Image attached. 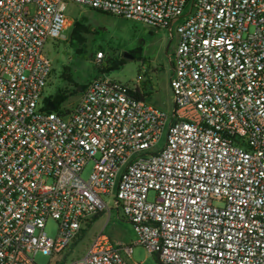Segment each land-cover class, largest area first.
Returning a JSON list of instances; mask_svg holds the SVG:
<instances>
[{
	"label": "built area",
	"instance_id": "obj_1",
	"mask_svg": "<svg viewBox=\"0 0 264 264\" xmlns=\"http://www.w3.org/2000/svg\"><path fill=\"white\" fill-rule=\"evenodd\" d=\"M69 4L175 32L171 117L136 97L144 76L100 75L48 108ZM105 196L136 241L102 230L69 259ZM136 246L160 264H264V0H0V264H130Z\"/></svg>",
	"mask_w": 264,
	"mask_h": 264
},
{
	"label": "rangeland",
	"instance_id": "obj_2",
	"mask_svg": "<svg viewBox=\"0 0 264 264\" xmlns=\"http://www.w3.org/2000/svg\"><path fill=\"white\" fill-rule=\"evenodd\" d=\"M66 26L63 31L65 39L48 42L46 52L52 61L53 73L50 85L45 91V98L55 102L58 97L65 100L57 106V111L73 108L82 90L95 77L105 75L113 80L129 84L144 76V85H150L153 90L148 102L161 111L172 116L175 109L173 92L170 86L172 75L171 60L174 58L176 47L175 32L157 30L142 21L122 19L103 12H92L90 8L69 4L66 8ZM83 21V26L75 37V25ZM139 51L141 59H128L124 54ZM102 55V58H100ZM126 60L117 69H111L115 60ZM143 85V86H144ZM170 122V121H169ZM169 122L164 130L156 150H161L167 138ZM93 162L88 163L82 176L88 179ZM151 191L149 200L155 199ZM108 210L85 232L83 239L69 254V259L85 253L94 235L104 231L117 242L133 245L136 241L133 226L115 208L114 197L105 196ZM58 224L51 220L46 232L51 238H56ZM68 258V251L60 258ZM56 259L38 253L36 264H54ZM130 264H160L156 255H151L145 247L136 246Z\"/></svg>",
	"mask_w": 264,
	"mask_h": 264
},
{
	"label": "trees",
	"instance_id": "obj_3",
	"mask_svg": "<svg viewBox=\"0 0 264 264\" xmlns=\"http://www.w3.org/2000/svg\"><path fill=\"white\" fill-rule=\"evenodd\" d=\"M92 12H95V13H98L99 11H95V10H92ZM76 27H75V37H77V35L79 34V31L82 29V28H84V26H83V21L81 20V22H78V23H76V25H75ZM132 55L134 56V59H137V60H139V59H141V56H140V53H139V51H135V52H132ZM126 63V60H124V59H121V60H115L113 63H112V68L111 69H117V68H120V67H122L124 64ZM147 83L144 85V88H143V93L141 94V93H137L136 94V97L137 98H139V99H145V98H148L150 95H151V93H148L147 92ZM65 99L63 98V97H58V99L55 101V102H53L54 103V105H55V108H57V106H59L63 101H64ZM103 215V214H102ZM102 215H100V216H97L96 218H95V220H97L99 217H101ZM85 232L86 231H83L82 232V237H84V235H85ZM156 261L157 262H159V260H158V257L156 256Z\"/></svg>",
	"mask_w": 264,
	"mask_h": 264
},
{
	"label": "water",
	"instance_id": "obj_4",
	"mask_svg": "<svg viewBox=\"0 0 264 264\" xmlns=\"http://www.w3.org/2000/svg\"><path fill=\"white\" fill-rule=\"evenodd\" d=\"M124 56L125 58H128V59H134V56L129 53H125ZM47 106L51 111L55 110V105L52 101H48Z\"/></svg>",
	"mask_w": 264,
	"mask_h": 264
}]
</instances>
